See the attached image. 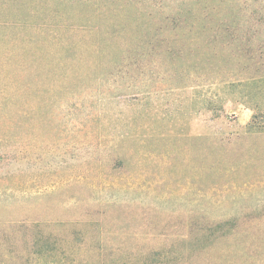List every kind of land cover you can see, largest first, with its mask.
<instances>
[{
	"label": "rangeland",
	"instance_id": "1",
	"mask_svg": "<svg viewBox=\"0 0 264 264\" xmlns=\"http://www.w3.org/2000/svg\"><path fill=\"white\" fill-rule=\"evenodd\" d=\"M174 11L0 0V264H264V83L176 89L112 33Z\"/></svg>",
	"mask_w": 264,
	"mask_h": 264
},
{
	"label": "trees",
	"instance_id": "2",
	"mask_svg": "<svg viewBox=\"0 0 264 264\" xmlns=\"http://www.w3.org/2000/svg\"><path fill=\"white\" fill-rule=\"evenodd\" d=\"M228 2L174 0L176 11L161 16L166 23H139L112 33L122 34L119 37L126 43L125 53L129 55L127 65H152L174 82L173 88L263 85L264 8L242 9ZM114 38L112 34L111 39ZM97 47L100 49V44ZM145 58L149 59L145 62ZM254 127L253 120L251 128ZM36 253L29 264H43L48 258V264L64 263L51 250Z\"/></svg>",
	"mask_w": 264,
	"mask_h": 264
}]
</instances>
